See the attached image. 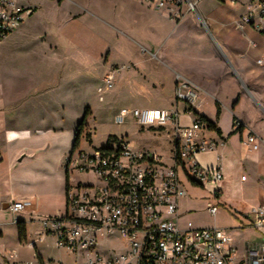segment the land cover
Masks as SVG:
<instances>
[{
    "label": "rangeland",
    "instance_id": "obj_1",
    "mask_svg": "<svg viewBox=\"0 0 264 264\" xmlns=\"http://www.w3.org/2000/svg\"><path fill=\"white\" fill-rule=\"evenodd\" d=\"M14 1L21 7H33L31 9L36 13L24 22L26 32L23 36L0 49V130L8 138L11 154L24 147L29 148L31 154L42 158L47 164L48 171L44 170L41 182L54 180L58 175V163L65 155V160L70 156L76 131L88 114L87 128L77 155L80 151L94 153L107 147L109 137L114 136L128 142L134 151L152 152L160 156L164 164L172 166L175 144L171 126L163 129L143 128L131 116H121L123 110H172L177 106L171 70L156 61V46L149 41L154 38L146 39V35H149V18L145 11L134 6L130 0ZM247 1L239 0L240 6L243 7ZM234 5L219 8L211 0H206L201 7L202 14L211 13L222 20H230L233 12H236ZM189 16L177 22L170 21L178 28L188 21ZM197 20L198 26L205 28L199 17ZM155 27L160 28V23H155ZM235 36L241 34L237 32ZM179 39L193 51L190 56L174 51L178 55L176 62L182 70L189 71V66L208 64L209 57H205L204 53L213 45L210 39L208 44L204 36L197 33ZM146 42L152 48L148 55L144 54ZM164 46L165 42L162 44ZM249 62L255 76L263 72V65L253 63L251 58ZM109 74H115L113 90H108L104 85ZM233 76H222L223 85L219 91L225 110L220 127L225 131L231 128L227 107L237 100L239 88H242L243 96L238 113L244 114L251 122L258 115L264 118V110L250 97L238 77ZM99 87L104 90L101 96L98 94ZM206 103L211 114L212 104L210 101ZM180 109H183V105H180ZM186 123H190V120H186ZM258 124L264 135V120ZM212 133L203 131L206 135ZM88 134L91 135V142L86 139ZM211 137L214 138V135ZM234 142L229 146V156L234 163V188L241 191L242 175L251 177V172L238 163L243 151L249 152V148L241 145L239 139ZM43 146L44 149H39ZM261 152L264 164V148ZM64 175L66 180V171ZM70 176L72 185L80 182L100 185L92 174L74 172ZM180 176L188 191L185 197L187 204L180 218L183 229L238 226L234 215L224 207L221 206L222 213L216 217L210 216L206 209L210 194L220 186L210 184L201 188L189 182L182 171ZM32 233L33 238L38 240L37 248L42 250L46 259L74 264V257L58 249L56 238L44 235L41 225L32 227ZM239 233L234 230L236 238H240ZM41 234L46 239H41ZM22 246L25 247L17 252L21 264H38L34 246ZM98 249L105 254H122L124 244L118 235L106 237Z\"/></svg>",
    "mask_w": 264,
    "mask_h": 264
},
{
    "label": "built area",
    "instance_id": "obj_2",
    "mask_svg": "<svg viewBox=\"0 0 264 264\" xmlns=\"http://www.w3.org/2000/svg\"><path fill=\"white\" fill-rule=\"evenodd\" d=\"M139 1L158 12L165 11L169 19L177 22L186 15L200 18L204 0ZM33 15V9L21 7L14 0H0V45ZM250 25L264 35V0L250 2L239 27ZM104 83L113 90L115 74L107 75ZM174 97L177 107L172 110L135 109L121 113L122 117L131 116L143 128L163 129L169 125L174 129L172 166L152 152L134 151L123 139L94 153L80 151L77 155V150L66 159L69 176L74 172L92 174L100 182L69 183L66 214L40 222L43 230L56 238L58 249L74 257V264H264V200L252 212V227L260 232V240L246 242L242 256L225 229L181 227L179 203L188 194L180 172L201 187L221 186L225 177L221 167L206 169L198 160L199 155L218 145L202 135L209 128L200 118L204 103L200 90L178 76ZM179 104L186 106L184 113L179 111ZM182 117L192 118L191 125H183ZM242 126L241 121H235L238 130ZM245 145L257 151L260 141L249 133ZM30 206L28 200L11 205L15 222L16 216ZM207 211L215 217L219 207L209 201ZM117 235L122 238L124 252L101 253L100 242Z\"/></svg>",
    "mask_w": 264,
    "mask_h": 264
},
{
    "label": "crops",
    "instance_id": "obj_3",
    "mask_svg": "<svg viewBox=\"0 0 264 264\" xmlns=\"http://www.w3.org/2000/svg\"><path fill=\"white\" fill-rule=\"evenodd\" d=\"M130 1L134 6L142 8L145 11L146 17L149 18V35H146V39L149 40L150 37L154 38L149 41L156 46V51L158 52V59L156 61L171 70L173 91L175 92L178 76H182L194 84L200 90L204 100L200 115L217 124L222 132L221 136L217 135L215 132L210 135L202 133L205 139L209 141L213 140L217 142L218 145L215 150L199 155L198 160L201 166L206 169L222 168L225 180L221 184L219 192L210 194L208 200L219 207L217 215H221L222 212L220 213V209L222 206L224 210L234 215L239 223V227L233 228L225 226L221 227V229H225L230 233L242 256L244 244L246 242L260 240V232L252 227V212L254 209L258 208L264 200V164L263 154L261 152V149L264 148V135L260 132L261 129L259 130L257 127V125H260L258 123H261L264 118L258 115L254 122H251L244 114L238 113L242 102L241 96H243L242 88H239L237 100L233 101V103L227 107L230 111L231 128L228 131L223 130L222 127H220V120L224 116L225 110L220 99L219 91L223 85L222 76H230L233 78V74H235L243 84V87L248 91L250 97L262 108V110H264V69L260 75L255 76L251 71L249 62V58H251L253 63L264 66V35L253 25L243 28L239 27V23L247 14L248 6L252 0H248L243 7L240 6L239 0H211L219 8L228 6V4H235L236 12H233L230 20H222L213 16L211 13L203 15L201 7L206 1L204 0L200 5L199 20L203 22L205 28L198 26L197 16L193 15L189 16L185 24L176 28L175 24L170 21L166 13L158 12L139 0ZM158 22L160 23V28L155 27V23ZM23 25L0 45V49H3L6 44L23 36L26 32ZM231 28H234L236 32H233ZM237 32L240 33L241 36L236 37L235 33ZM194 33L204 36V41H207L208 44H210V39L213 45H210V51L208 50L207 53H204L205 57H209L207 65L201 63L199 66H189V71H185L177 64L176 58H178V55L175 54V52H181L186 54L185 56H190L193 52L191 51L192 49L189 45L185 46L187 43L180 41L179 38L193 36ZM241 40H244L245 43L243 44ZM164 42L165 46L162 47ZM151 49V45L146 42L144 54H150ZM218 60H220V63ZM103 91V88H98V94H100V96ZM208 101L212 104L211 114L206 106V102ZM217 103L221 108L220 119H217ZM180 105L183 104H179L178 109L181 113H184L186 111V106L183 105V109L181 110ZM235 118L243 124L242 128L239 130L235 127ZM186 120H190V123H186ZM181 122L183 125H191L192 118L182 117ZM249 133L257 136L260 141V148L257 151L250 149L249 152L243 151L240 161L238 160L239 165L250 170L251 177L242 175L240 182L242 189L241 191H237L233 184L234 163L229 156L231 152L229 146L238 139L241 145H245ZM211 135H214V138L211 137ZM9 148L8 138L5 132L0 130V264H21V259L17 252L25 247L22 245L27 244L29 246H34L37 255L41 257L43 263L51 262L54 264H63L61 261L57 262L53 259H46L42 250L40 251L37 248L38 240L33 238L32 227L36 225L40 226V222L43 219L62 217L66 212L68 179L69 183H71V176L67 175L68 179L65 180L64 175L66 155L57 165L56 173L58 175L54 177L55 179L43 180L41 182V176L44 174V170L48 171L46 169L47 164L44 160L31 154L30 149L27 147L19 149L16 154H11ZM44 148L45 146L39 147V149ZM243 170L242 172H244ZM23 200L31 202V206L26 208L24 212L18 214L16 216L18 222H15V216L10 212L9 208L14 202ZM186 204L185 198L179 203L180 218L181 211ZM19 222L24 223L26 226V242H21L20 240L18 230ZM234 230L240 232V238L235 237ZM41 231L44 235L47 234L43 230L42 225ZM43 234H41V239H46ZM244 234L249 235L245 236Z\"/></svg>",
    "mask_w": 264,
    "mask_h": 264
},
{
    "label": "trees",
    "instance_id": "obj_4",
    "mask_svg": "<svg viewBox=\"0 0 264 264\" xmlns=\"http://www.w3.org/2000/svg\"><path fill=\"white\" fill-rule=\"evenodd\" d=\"M62 1V0H61ZM87 117L88 114H86L84 120L82 121V123L79 125L77 131H76V136H75V142L72 148V152L71 155L73 153H75L77 150H79L80 146H81V139L84 136L85 130L87 128ZM221 117V108L220 105L217 103V119H220ZM200 118L207 124L209 130L217 133L219 136L222 135L221 130L219 129L218 125L209 121L207 118H205L204 116L200 115ZM237 119L235 118L234 121H236ZM86 139L90 140L91 142V135L88 134L86 135ZM119 139L117 137L111 136L108 139V146L112 143L118 142ZM68 179V178H67ZM69 187V179H68V184H67V188ZM18 230H19V236H20V240L21 242H26L27 241V231H26V226L24 223L19 222L18 223ZM38 258V262L39 264H43V261L41 259V257L39 255H37Z\"/></svg>",
    "mask_w": 264,
    "mask_h": 264
}]
</instances>
